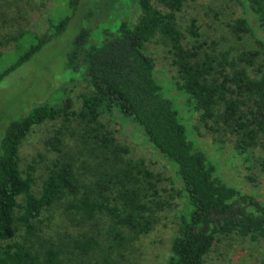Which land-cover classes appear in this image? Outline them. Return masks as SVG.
<instances>
[{
    "label": "trees",
    "instance_id": "trees-1",
    "mask_svg": "<svg viewBox=\"0 0 264 264\" xmlns=\"http://www.w3.org/2000/svg\"><path fill=\"white\" fill-rule=\"evenodd\" d=\"M191 1L137 0V18L105 28L99 43L91 41L90 29L81 28L67 53L68 67L80 71L93 88L81 94V108L74 110L64 87L57 104L40 103L8 123L0 140V264H74L76 254L93 256L82 264H123L132 242L151 231L156 214L169 204L160 193L162 176L103 124L104 112L114 108L142 128L184 183L186 211L166 264H203L221 237L235 233L264 241V203L223 180L190 138L175 100L166 96L156 77V60L149 52L154 41L165 47L173 88L199 113L204 129L223 132L243 155L251 148L264 153V62L259 63L264 42L247 49L202 39L195 19L183 27L178 18ZM14 2L0 0V82L61 34L71 19L53 21L50 14L49 26L38 31L23 23L31 5ZM241 2L264 30V0ZM80 3L70 0L69 7L75 12ZM229 27L238 37L252 29L245 18ZM10 42L14 53L7 51ZM73 116L86 123L84 137L106 164H99L102 168L92 177L81 172L58 129L45 141L54 155L38 180L34 165L21 167L24 139L35 125L56 119L68 123ZM256 161L264 171V155ZM53 208L62 209L64 226L71 222L78 228L67 233L73 250L39 234V224Z\"/></svg>",
    "mask_w": 264,
    "mask_h": 264
},
{
    "label": "rangeland",
    "instance_id": "rangeland-1",
    "mask_svg": "<svg viewBox=\"0 0 264 264\" xmlns=\"http://www.w3.org/2000/svg\"><path fill=\"white\" fill-rule=\"evenodd\" d=\"M12 1L17 3V0H1L2 3ZM24 1L31 5L32 11L25 15L26 20L23 23L32 29L44 31L49 26L50 14L53 21L68 15L71 19L61 34L52 38L34 57L10 72L0 82V140L13 118L27 113L40 103L57 104L59 93L64 87L69 91L74 110H79L82 106L81 94L92 93L93 88L80 78V71H73L68 67L67 53L73 39L81 28H88L91 30V41L96 40L99 43L105 28H113L127 17L135 20L139 15L137 0H81L75 12L69 7L70 0ZM178 18L183 27L195 19L202 39H216L230 47L258 49L260 42H264V30L259 27L254 14L241 0H193L179 13ZM239 18L247 19L252 28L241 37L234 35L229 27L230 23ZM14 45L10 42L7 51L14 53ZM149 52L156 60V77L166 96L175 100L180 117L189 128L190 138L205 150L216 164L218 174L223 180L241 191L253 194L264 203V171L256 165V160L264 153L251 148L241 155L235 148L236 143L231 142V138L223 135V132L204 129L198 119L199 113L187 107L185 97L171 85L170 78L174 71L165 47L154 41L149 46ZM261 52L259 63L264 62V50ZM102 122L120 142L130 146L133 156L145 158L151 168L162 176L159 182L160 193L169 202L164 210L156 214L157 222L151 231L132 242L123 264H166L170 256L171 241L178 235L182 223L181 215L186 211L184 183L170 162L152 146L142 128L120 110L114 108L105 111ZM195 125L200 127L201 132ZM87 127L76 116L68 123L56 119L35 125L21 145V167L26 169L28 164L34 165L35 174L41 180L46 175V166L54 155L45 141L55 130L62 129L67 149L74 155L77 167L81 172H91L89 176L92 177L97 168H102L99 164L105 165L106 162L104 156L94 149L92 140L85 139ZM46 213L47 216L44 215V220L39 224V234L42 237L52 236L62 240L73 250L67 233H74L78 228L71 222L68 226L63 225L64 215L60 208H53ZM73 257L74 264H82L86 259L93 261V256L82 257L76 254ZM263 260L262 239L255 238L252 234L235 233L221 237L203 264H262Z\"/></svg>",
    "mask_w": 264,
    "mask_h": 264
}]
</instances>
